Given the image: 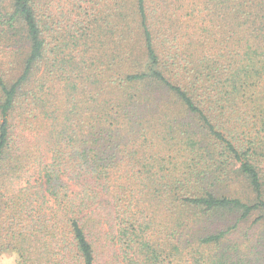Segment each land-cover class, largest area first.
Instances as JSON below:
<instances>
[{"label": "trees", "instance_id": "trees-1", "mask_svg": "<svg viewBox=\"0 0 264 264\" xmlns=\"http://www.w3.org/2000/svg\"><path fill=\"white\" fill-rule=\"evenodd\" d=\"M257 225L264 0H0V255L253 264Z\"/></svg>", "mask_w": 264, "mask_h": 264}, {"label": "rangeland", "instance_id": "rangeland-1", "mask_svg": "<svg viewBox=\"0 0 264 264\" xmlns=\"http://www.w3.org/2000/svg\"><path fill=\"white\" fill-rule=\"evenodd\" d=\"M261 234H264V226H254L253 231L251 232V237H253V239H258ZM246 245L247 247H253V250L250 251L252 255L249 257L250 259H252V263L264 264V250H262L261 247L257 246L255 242L250 244L247 242ZM17 261L18 256L13 252H5L0 255V264H16Z\"/></svg>", "mask_w": 264, "mask_h": 264}]
</instances>
